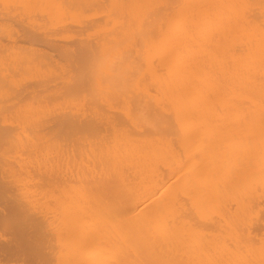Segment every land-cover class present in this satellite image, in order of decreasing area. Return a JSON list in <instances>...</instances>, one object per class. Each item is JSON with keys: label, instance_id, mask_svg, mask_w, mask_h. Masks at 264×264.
<instances>
[{"label": "bare ground", "instance_id": "obj_1", "mask_svg": "<svg viewBox=\"0 0 264 264\" xmlns=\"http://www.w3.org/2000/svg\"><path fill=\"white\" fill-rule=\"evenodd\" d=\"M262 121L264 0H0V256L264 264Z\"/></svg>", "mask_w": 264, "mask_h": 264}, {"label": "rangeland", "instance_id": "obj_2", "mask_svg": "<svg viewBox=\"0 0 264 264\" xmlns=\"http://www.w3.org/2000/svg\"><path fill=\"white\" fill-rule=\"evenodd\" d=\"M262 122H263V125H264V121H262ZM263 127H264V126H263ZM263 127H262V128H263ZM263 130H264V128H263ZM209 173H210V172H209ZM209 173H206V174H203V175H205L206 177L208 176L207 179H211V178H209V175H211V173H210V174H209ZM210 177H211V176H210ZM210 181H211V180H210ZM206 183H207V182H206ZM208 183H209V182H208ZM259 191H260L261 193H260V192L257 193V191H256V192L251 191V192L255 193V194H254L255 197L257 196L256 194H258V195L260 194L259 197H262V196L264 197V193H263L264 191H263L262 189H260ZM262 191H263V192H262ZM245 193H247V192H245ZM253 193H249V194H252V195L244 194L242 200H241V198H242L241 196L238 197V199H237V197H236L237 200H235V198H232V200L230 199V202H231L230 205H231V206L228 204L229 201H227V204H228V206H230V208H229L230 211H231V209H232L231 207H233L232 212H233V210H234V212L237 214V215H236V220L239 221V218L242 219V220H241V221H242V224L244 223V224H243V228H246L247 226L249 227V224H250V223H251L250 226H252V227H253V226H256V227L258 228V230H257V234H258V233H260V234H258L259 236H256L255 240H256L257 238H259L260 242L258 241V239H257V241L261 244L262 242L264 243V239H263V238H264V237H263V235H264V224H263V223H264V207H263V206H264V202L261 203V204L258 203L257 200H258L259 197H258V198L256 197V199H257V200H256L255 197H254V195H253ZM261 194H263V195H261ZM246 195H247V196L249 195L248 197L252 196V197H250V198H254L255 201L252 199V202H253V203H252L251 200H250ZM245 197H246V198H245ZM239 198H240V199H239ZM243 200L245 201L246 204L242 203V202H244ZM246 200H248V201H246ZM240 201H241V202H240ZM249 201H250V202H249ZM256 201H257V202H256ZM263 201H264V200H263ZM191 202H192V201H191ZM191 202L189 201V203H191ZM233 202H234V203H233ZM247 203H249V204H247ZM250 203H251V206L254 207V209L251 208ZM191 204H192V203H191ZM191 204H190V205H191ZM258 204H260V206L262 205V207L260 208V206H259ZM232 205H233V206H232ZM235 206H236V207H235ZM247 206H250V209H249V207H247ZM192 207H194V206H192ZM239 207H240V208H239ZM243 207H244V208H243ZM246 207L248 208V210H246V209H247ZM256 207H257L259 210H258ZM235 208H237V209H235ZM238 208H239V209H238ZM208 209H209V208H208ZM240 209L243 210V211H239ZM251 209H253L254 211H253V210H252V212L249 211V210H251ZM256 209H257L258 212L256 211ZM260 209H261V210H260ZM262 209H263V210H262ZM189 210H190L189 212L191 213V209H189ZM193 210L195 211L194 208H193ZM193 210H192V211H193ZM209 210H210V209H209ZM235 210L238 211V212H236ZM245 210H246V211H249V212H245V214L247 213V214H246V218H244L245 215L243 214ZM211 211H213V210H210V212H211ZM255 211H256V212H255ZM261 211H262V212H261ZM219 212H220V211L217 210V213H219ZM239 212H241V215L243 214L244 216H243V217H242V216L240 217V214L238 215ZM260 212H261V213H260ZM190 213H189V214H190ZM192 213H193V212H192ZM205 213H206V212H205ZM207 213H208V212H207ZM213 213H214V211H213ZM213 213L211 212V213H209V214L212 215ZM217 213H216V214H217ZM220 213H221V214H218V217H219V215H220V217H219L220 219H217V217L215 216V214H213V215H214V217L212 216L213 219H212L211 216H210V219H212L213 221H212V220H208V219H207V217H208V215H209V214H208V215L206 216V221L203 220L205 217H202L201 220L204 221V223L208 221L209 224H212V223H221L220 225H223V226H224L223 229H225V228H226L225 224H226V222H227V219L225 218V220H223V219H224V216L222 215L223 213H222V212H220ZM257 213H259V216L257 215V217H255V216H256L255 214H257ZM193 214H196V213L194 212ZM203 215L205 216L206 214H203ZM248 215H250V216L248 217ZM191 216H194V215L191 214ZM195 216H196V215H195ZM221 216L223 217V219H222ZM237 216H238V217H237ZM197 217H199V216L197 215ZM251 217H252V218H251ZM215 218H216V219H215ZM214 219H215V221H214ZM245 219H246V220H245ZM247 219L249 220L250 223H249V222H246V223H245V221H248ZM254 219H256V220H254ZM191 220L195 221V218L193 219V217H192ZM197 220H198V218H197ZM258 220H259V221H258ZM243 221H244V222H243ZM251 221H252V222H251ZM256 221H257V222H256ZM262 221H263V222H262ZM254 222H256V224H257L258 226H257ZM261 222H262V223H261ZM224 223H225V224H224ZM253 223H254V224H253ZM261 224H263V227H261V226H262ZM259 226H260V227H259ZM248 227H247V228H248ZM7 228H8V226H7ZM0 229H1V230H0V232H1L0 234H1L3 237H4V235H6L7 238L10 239V238H9V236H10L9 232H10V231L8 230V229H10V228L6 229V226H5V225L0 224ZM2 229H3V230H2ZM4 229H5V230H4ZM6 230H8V231H6ZM252 230H253V229H252ZM2 231H5V232H2ZM262 231H263V232H262ZM6 232L8 233V235H7ZM3 233H4V234H3ZM12 234H13V233H12V230H11V236H13ZM6 236H5L4 238H6ZM11 236H10V237H11ZM7 238H6V239H7ZM11 238H12V237H11ZM8 239H7V240H8ZM262 240H263V241H262ZM255 242H256V241H255ZM255 242H254V243H255ZM258 242H256V243H258ZM259 243H258V244H259ZM37 244H38V243H37ZM260 244H259V245H260ZM39 245H40V244H39ZM48 245H49V243H46V244H43V243H42V246H40V247L42 248V252H43L45 255L47 254V253H46L47 251H49V252L51 251V248H49L50 245H49V247H47ZM256 245H257V244H256ZM43 247L46 249V251H45V249H43ZM1 258H2V259H1ZM4 259H5L4 257L0 256V263H1V264H2V263H3V264H7V263H8V264H28V262H26L25 260H20V261L17 260V261H15V260H12V259H7V260H5L6 262H4ZM2 260H3V261H2ZM8 261L11 262V263H9ZM14 261H15L16 263H15Z\"/></svg>", "mask_w": 264, "mask_h": 264}]
</instances>
